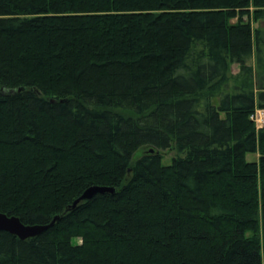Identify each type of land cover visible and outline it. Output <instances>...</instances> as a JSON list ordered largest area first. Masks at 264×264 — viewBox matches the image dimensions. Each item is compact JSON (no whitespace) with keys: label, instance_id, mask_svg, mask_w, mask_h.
<instances>
[{"label":"trees","instance_id":"trees-1","mask_svg":"<svg viewBox=\"0 0 264 264\" xmlns=\"http://www.w3.org/2000/svg\"><path fill=\"white\" fill-rule=\"evenodd\" d=\"M256 109L264 0H0V264H264Z\"/></svg>","mask_w":264,"mask_h":264},{"label":"water","instance_id":"water-1","mask_svg":"<svg viewBox=\"0 0 264 264\" xmlns=\"http://www.w3.org/2000/svg\"><path fill=\"white\" fill-rule=\"evenodd\" d=\"M150 151H153V149L151 148ZM113 191V187L100 185L88 186L81 195L72 202L70 208H74L82 200L91 199L96 194H103L106 192L113 193ZM57 219L58 215L54 216L50 222L45 224H24L17 216L7 215L0 211V230L9 232L19 239H26L45 232L52 227Z\"/></svg>","mask_w":264,"mask_h":264},{"label":"rangeland","instance_id":"rangeland-1","mask_svg":"<svg viewBox=\"0 0 264 264\" xmlns=\"http://www.w3.org/2000/svg\"><path fill=\"white\" fill-rule=\"evenodd\" d=\"M257 24H255L254 26H256ZM238 71V67H237V65H232V72L233 73H236ZM254 123H255V121H254ZM255 126L256 127H258L257 125H256V123H255ZM139 152V151H138ZM163 152V158H162V163L163 164H169L170 162H171V157L172 156H174L175 155V151L174 150H163L162 151ZM138 153L136 152V155H137ZM246 158L248 159V160H252V159H255L256 158V156H254L253 154H247L246 155Z\"/></svg>","mask_w":264,"mask_h":264},{"label":"built area","instance_id":"built-area-1","mask_svg":"<svg viewBox=\"0 0 264 264\" xmlns=\"http://www.w3.org/2000/svg\"><path fill=\"white\" fill-rule=\"evenodd\" d=\"M251 118L255 121L256 125L259 127L263 124L264 113L261 110H256L254 114H252Z\"/></svg>","mask_w":264,"mask_h":264},{"label":"bare ground","instance_id":"bare-ground-1","mask_svg":"<svg viewBox=\"0 0 264 264\" xmlns=\"http://www.w3.org/2000/svg\"><path fill=\"white\" fill-rule=\"evenodd\" d=\"M256 110H261V109H256ZM256 110H255V111H256ZM255 111H254V112H255ZM261 111H263V110H261ZM263 113H264V112H263ZM253 114H254V113H253ZM253 121H254V120H253ZM263 123H264V120H263ZM262 126H263V124H262L261 126H259V127H256V128H260V127H262Z\"/></svg>","mask_w":264,"mask_h":264}]
</instances>
